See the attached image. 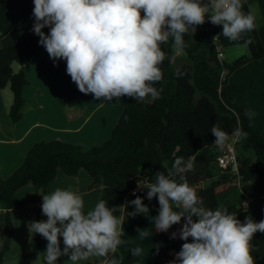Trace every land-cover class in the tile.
<instances>
[{"label":"trees","instance_id":"1","mask_svg":"<svg viewBox=\"0 0 264 264\" xmlns=\"http://www.w3.org/2000/svg\"><path fill=\"white\" fill-rule=\"evenodd\" d=\"M243 2V11L248 12L246 0ZM33 8V0H0V33L7 35L32 22ZM214 28L222 33V25H213L206 19L203 25L196 27L195 33L190 30L184 35L186 46L182 49L189 64L179 70L171 69L174 57L171 38L161 46L167 58L160 66L163 78L154 85L157 89L163 88L160 98L152 103L128 97L116 99L122 105L123 113L110 139L103 145L84 150L60 141L40 142L27 152L23 164L10 177L0 179V203L6 209L5 222L0 228V264H4L14 235L10 212L22 208L17 191L26 185L37 190L45 189L58 172L74 177L84 170L91 177L93 187H103L101 199L107 201V206L118 208L134 206L130 201L136 197L130 191L142 179L154 182L158 171L167 175L176 157H183L185 161L191 160L193 167L182 175L203 199V206L213 210L220 207L218 197L232 190L237 178L217 166L215 137L210 133L214 123H218L228 136L236 131L242 134L237 148L240 190L242 198L248 197L252 201L243 211L235 204L223 208L236 213L241 221L246 216L256 222L264 219V130L253 125L252 116L234 99L235 93L244 94L247 89L230 84L227 79L237 69L264 57V46L256 28L243 34L239 41H229L220 35L225 49L247 45L251 51L250 58L242 56L230 64L225 61L220 64L211 45ZM43 31L47 33L49 29ZM249 40L251 43H246ZM38 41L39 37L31 31L17 43L0 48V91L9 87L12 92L13 103L8 114L11 123L22 118V92L28 85L24 68L39 48ZM14 63L20 66L16 73L13 71ZM64 64V60L54 64L46 55L37 69L52 75ZM70 81V101L73 102L81 92L71 77ZM249 152L253 155L247 156ZM176 179L180 182L179 176ZM140 197L149 208L155 264H169L185 241L172 239L167 233L184 221L173 225L167 232L155 231L151 217L158 215V198L148 200L146 195ZM36 217L37 221L47 219L42 215L41 205ZM42 241L43 237L37 234L32 241L33 251L26 257L27 263ZM251 243L254 260L263 257L264 233H255ZM58 261L63 264L60 258Z\"/></svg>","mask_w":264,"mask_h":264},{"label":"clouds","instance_id":"2","mask_svg":"<svg viewBox=\"0 0 264 264\" xmlns=\"http://www.w3.org/2000/svg\"><path fill=\"white\" fill-rule=\"evenodd\" d=\"M33 3L32 31L39 37V45L54 64L64 60L66 72L78 90L94 95L97 100L159 99L163 88L154 85L163 78L160 66L167 58L161 46L171 38L175 47H185L184 35L190 30L195 33L206 19L213 25H222L220 35L229 41H239L243 34L256 28V16L251 9L243 11V0H33ZM45 28L49 29L47 33L43 31ZM210 133L215 137L214 145L223 147L228 133L218 123L212 125ZM235 134L241 135L239 131ZM192 167L191 160L176 157L167 175L158 171L154 182L146 180L138 184L148 189V200L158 198V215L151 217L155 231L167 232L184 221L171 238L179 237L185 242L169 264H254L251 241L255 233H264V219L256 222L246 216L241 221L227 208L204 207L203 199L182 175ZM130 204L134 205V211L129 216L149 213L140 196ZM41 209L47 219L30 221L28 230L47 241L44 264H57L62 256H67L71 264L90 257L104 258L103 264H120L115 253L124 243L121 239L124 221L107 206L106 200L101 199L85 212L78 191L56 188L42 195ZM137 232L141 239L152 235L145 229L138 228ZM142 253L141 247L131 250L133 256Z\"/></svg>","mask_w":264,"mask_h":264},{"label":"crops","instance_id":"3","mask_svg":"<svg viewBox=\"0 0 264 264\" xmlns=\"http://www.w3.org/2000/svg\"><path fill=\"white\" fill-rule=\"evenodd\" d=\"M246 3L248 9H251L256 16V30L264 46V0H246ZM141 14L143 15V12ZM33 23L34 20L3 38L0 36L2 44L0 47L9 46L27 36L32 31ZM173 50V59L178 60V67L172 70H179L183 65L189 64L183 50L179 53H176L174 48ZM225 51H227L225 62L229 64L242 56L251 57V51L247 45L231 47ZM46 55H48L47 51L39 46L24 68L28 85L22 92L24 107L22 118L17 123H11L8 116L13 103L10 88L7 87L0 91V179L10 177L23 164L27 152L40 142L60 141L80 146L84 150L103 145L110 139L114 127L122 116L123 107L116 99L97 100L92 94L80 93L71 102V81L66 72V62L52 75H46L37 69L38 64ZM19 69L20 66L13 68V71L16 73ZM228 82L247 89L244 94L235 93L234 99L252 116L253 125L264 130V57L251 61L234 71L228 78ZM153 101L149 97L142 102L152 103ZM92 183L91 177L81 170L74 177L58 172L55 179L45 189L37 190L31 185L19 189L16 196L22 208L10 212L14 235L10 250L5 255L4 264H44V252L47 245L44 238L38 251L31 256L28 263L26 262V257L33 251L32 241L37 236L29 232L28 223L37 221L36 216L42 205V195L56 188H71L82 195L84 211L87 212L94 208L103 195V187L101 185L93 187ZM235 185L241 195L239 202L233 203L229 197L222 200L223 196H227V192L218 197V203L221 208L235 204L240 211H243L245 200L242 198L240 184ZM113 209L114 214L124 221V232L121 236L124 243L118 247L115 258L120 261V264H155L152 256L154 249L152 236L141 239L137 232L138 228L149 231V213L132 217L129 213L134 211V206ZM5 214L6 209L0 203V228L4 225ZM182 225L167 234L171 236L173 232H178ZM60 239L61 248H63L62 238ZM135 247L143 249L142 255L133 256L131 254V250ZM60 259L63 264H71L67 256H62ZM103 260L104 258L90 257L86 261H78L77 264H103ZM254 264H264V256L254 260Z\"/></svg>","mask_w":264,"mask_h":264},{"label":"built area","instance_id":"4","mask_svg":"<svg viewBox=\"0 0 264 264\" xmlns=\"http://www.w3.org/2000/svg\"><path fill=\"white\" fill-rule=\"evenodd\" d=\"M211 45L216 53V57L218 61L220 62V64H223V62L225 61V48L220 41V32L217 28H214L213 32L211 33ZM223 75H224V72L222 73V76ZM235 133L228 136L223 147L216 146L217 153H218L217 166L221 170L230 174L231 176L236 177L237 183L240 184V176H239L240 166H239L238 158H237V148L242 138V134L236 135ZM145 181L146 179H142L138 184H143ZM138 184L136 185L135 188H133L130 191V194L134 196L133 192H135L136 193L135 197L146 195L148 189L138 187ZM244 200L247 203V206L245 205V202H244L243 208L244 210H247L252 201L248 197H244Z\"/></svg>","mask_w":264,"mask_h":264},{"label":"rangeland","instance_id":"5","mask_svg":"<svg viewBox=\"0 0 264 264\" xmlns=\"http://www.w3.org/2000/svg\"><path fill=\"white\" fill-rule=\"evenodd\" d=\"M0 36L3 38V36H5V35H3V34H1L0 33ZM9 36H11V35H9ZM25 37V36H24ZM23 37V38H24ZM5 38V37H4ZM22 39V38H21ZM20 39V40H21ZM20 40H18V41H20ZM18 41H16V42H14L13 44H15V43H17ZM13 44H11V45H13ZM0 45H2L1 43H0ZM10 46V45H9ZM4 47H7V46H4ZM0 48H2V47H0ZM173 48L175 49V52L176 53H179V52H181L183 49H182V47H175L174 46V44H173ZM225 52H227V51H225ZM228 57V56H227ZM228 59H230V58H228ZM19 67V65L18 64H16V63H14L13 64V68H18ZM178 67V60L175 58V59H173V61H172V66H171V69H175V68H177ZM231 76V74L227 77V79L229 78ZM253 154H252V152H249V153H247V156H252ZM237 184V183H236ZM240 193H239V189H238V187H237V185H234V187L232 188V190H230L229 192H228V194H227V196H223L221 199L222 200H225L226 198H228L229 197V199H231V201L233 202V203H238L239 202V199H240ZM221 200V201H222ZM182 227V226H181ZM180 229V228H179Z\"/></svg>","mask_w":264,"mask_h":264}]
</instances>
